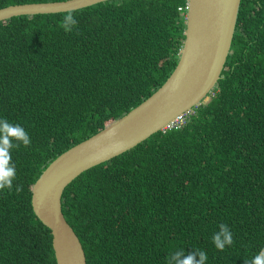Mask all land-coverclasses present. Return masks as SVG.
<instances>
[{"label": "trees", "instance_id": "1", "mask_svg": "<svg viewBox=\"0 0 264 264\" xmlns=\"http://www.w3.org/2000/svg\"><path fill=\"white\" fill-rule=\"evenodd\" d=\"M31 1L46 0L0 6ZM183 4L100 0L72 9L71 33L60 26L67 10L0 20V118L31 138L12 151L13 189L0 191V264H55L31 184L163 81L183 38ZM60 210L85 264H167L181 249L205 251L206 264H245L264 250V0H239L207 98L80 171L64 185ZM221 224L234 240L223 251L212 243Z\"/></svg>", "mask_w": 264, "mask_h": 264}, {"label": "water", "instance_id": "2", "mask_svg": "<svg viewBox=\"0 0 264 264\" xmlns=\"http://www.w3.org/2000/svg\"><path fill=\"white\" fill-rule=\"evenodd\" d=\"M100 0H46L0 7L11 15L74 9ZM239 0H186L183 38L175 64L146 97L52 158L30 187V207L48 228L55 264H85L80 242L60 210V195L80 171L135 145L199 101L219 77L234 29Z\"/></svg>", "mask_w": 264, "mask_h": 264}, {"label": "clouds", "instance_id": "3", "mask_svg": "<svg viewBox=\"0 0 264 264\" xmlns=\"http://www.w3.org/2000/svg\"><path fill=\"white\" fill-rule=\"evenodd\" d=\"M185 5L186 0H184V4L182 6L184 9ZM178 9H180V7H178ZM77 23L78 22L75 18L73 10L68 9L63 16L60 26L66 33H71L76 28ZM183 114L184 113H182L177 119H180ZM173 121L165 127L170 126L174 123ZM30 145L31 138L24 127L19 124L12 123L6 118H0V191H11L14 186L13 181L16 179L17 172L16 167L12 162V151L21 146L29 147ZM15 190L19 192L21 191V187L17 185ZM212 243L215 248L220 251H223L226 246H231L234 243L231 229L226 224H221L219 226V231L214 233L212 236ZM207 260V253L203 250L194 249V251L185 255L184 250L181 249L170 255L167 260V264H206ZM245 264H264V250L260 251L250 261H246Z\"/></svg>", "mask_w": 264, "mask_h": 264}, {"label": "bare ground", "instance_id": "4", "mask_svg": "<svg viewBox=\"0 0 264 264\" xmlns=\"http://www.w3.org/2000/svg\"><path fill=\"white\" fill-rule=\"evenodd\" d=\"M206 98H207V95H206ZM188 111H190V109ZM177 120H179V119H175L173 122H176Z\"/></svg>", "mask_w": 264, "mask_h": 264}]
</instances>
